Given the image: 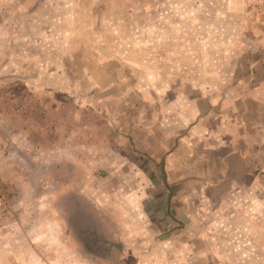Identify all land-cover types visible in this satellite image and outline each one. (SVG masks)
I'll return each mask as SVG.
<instances>
[{
	"label": "rangeland",
	"instance_id": "obj_1",
	"mask_svg": "<svg viewBox=\"0 0 264 264\" xmlns=\"http://www.w3.org/2000/svg\"><path fill=\"white\" fill-rule=\"evenodd\" d=\"M198 1L199 5L189 8L188 0H0V24H4L0 99L8 98L13 104L22 100L24 113L38 106L49 109L62 96L61 87L86 94L95 91L97 82L112 83L111 93H124L127 104H138L142 82V89H148L150 125H154L151 115L159 113L158 103L167 100L162 102L158 93H167V98L179 96L181 111L191 110L195 99L212 89L227 98L229 94L232 99L245 95L264 102V0L245 4L243 11H226L220 5L234 8L238 5L235 0ZM172 5L181 7L172 9ZM191 51L195 56H187ZM103 102L106 112L109 101ZM9 106L6 113L0 111L1 156L13 147V129L25 122L21 117L12 124ZM260 123L262 126L264 118ZM33 139L23 143L35 149ZM260 144L264 171V136ZM4 157L21 167L0 169V264H43L44 258L50 264H125L120 260L124 249L117 246L104 257L94 253L101 245H96L93 232L96 203L91 196L95 195L91 172L84 171L87 181L94 179V184L77 187L72 170L43 169L41 152L24 159L10 153ZM180 188L188 193L189 187ZM254 189L259 193L255 203L228 204L233 225L228 248H220L218 226L213 250L197 242L192 253L181 248L174 264H264V232L253 249L251 243L238 242L240 225L246 231L249 224L242 216L237 219L236 211L264 214V184ZM190 199H195L192 203L199 210L209 206L198 195ZM214 207L220 208V203L215 202ZM259 221L264 225L262 218ZM89 225L92 231L86 229ZM220 255L225 256L222 262ZM127 264H141L139 251L127 258Z\"/></svg>",
	"mask_w": 264,
	"mask_h": 264
},
{
	"label": "crops",
	"instance_id": "obj_2",
	"mask_svg": "<svg viewBox=\"0 0 264 264\" xmlns=\"http://www.w3.org/2000/svg\"><path fill=\"white\" fill-rule=\"evenodd\" d=\"M197 2L191 4L188 0V7L199 5ZM235 2L238 5L234 8L227 3L220 5L226 11H243L245 4L254 5V0ZM176 7L172 5V9ZM187 56L195 55L191 51ZM28 86L32 90V85ZM142 86L141 82L138 104H127L124 93L113 95L112 83L97 82L95 91L86 94L79 89L73 92L66 85L61 87L62 96L49 109L38 106L24 113L22 100L13 104L8 98L0 99V111L6 113L9 105L12 107V124L25 118L21 128L17 125L12 131L11 150L0 155V169L7 165L21 167L16 161L4 160L7 153L24 159L25 155L41 152L43 169L72 170L77 175L73 181L77 187L94 184V179L87 181L84 173L91 172L95 178V195L91 193L96 203L95 231L105 236V241L122 243L120 260L125 264L137 251L141 264H165L166 259L174 264L181 248L192 253L198 248L197 242L213 250L218 226L220 248H228L233 227L229 216L232 207L228 204L244 200L255 203L259 193L254 187L264 184L260 156L264 102L259 97L246 99L239 94L235 99L233 94L227 98V94L222 96L212 89L196 98L191 110L188 107L181 111L179 96L167 98V93H158L162 102L167 100L158 103L159 113L151 115L154 125H150L153 120L147 112L148 89ZM105 100L109 101L106 112ZM68 109L73 112L65 113ZM117 110L123 112L118 114ZM34 137L36 141L31 144L35 149L26 147L25 140ZM213 170H219L216 178ZM103 185L108 188L105 190ZM180 187L184 191L189 187L188 193ZM197 195L203 205H209L207 208H195V199L190 198ZM215 202L220 208L214 207ZM241 216L249 225L246 231L240 225L238 242L251 243L253 249L264 232L259 221L262 218L264 222V214L238 209L235 217ZM219 258L222 262L225 256ZM44 262L50 264L47 258Z\"/></svg>",
	"mask_w": 264,
	"mask_h": 264
},
{
	"label": "trees",
	"instance_id": "obj_3",
	"mask_svg": "<svg viewBox=\"0 0 264 264\" xmlns=\"http://www.w3.org/2000/svg\"><path fill=\"white\" fill-rule=\"evenodd\" d=\"M84 218H86V220ZM83 220L84 221H87V216L86 215L83 216ZM86 229H90V231L93 230V228H91L90 225ZM93 232L95 233V242H96V245L97 244H100L101 245L100 246V250L99 251L96 250V251H94V253H97L98 255H101V256L104 257L105 254L107 255V252H110V249H112L113 246H117L118 248H122L123 249L122 243H113V242L105 241L106 240V237L105 236H103L102 234H99L98 232H96L94 230H93Z\"/></svg>",
	"mask_w": 264,
	"mask_h": 264
}]
</instances>
